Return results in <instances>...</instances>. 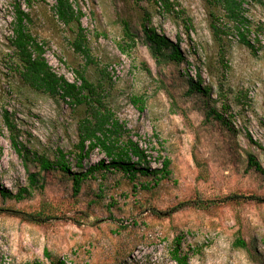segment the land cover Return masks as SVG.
Masks as SVG:
<instances>
[{"label":"rangeland","instance_id":"1","mask_svg":"<svg viewBox=\"0 0 264 264\" xmlns=\"http://www.w3.org/2000/svg\"><path fill=\"white\" fill-rule=\"evenodd\" d=\"M170 1L165 8L156 0H72L83 11L88 57L75 49L77 27L58 19L55 0H0V189L13 194L0 193V264H175L169 247L178 235L190 264H264V176L249 163L252 154L264 168V5H244L254 52L235 28L216 40L207 0ZM17 6L29 14L28 29L55 72L75 81L80 70L101 84V98L122 126L120 143L137 141L152 167L170 160L168 178L146 188L122 172H100L77 193L68 177L40 170L34 155L55 159L59 149L79 170L78 127L87 110L23 81L12 44ZM146 13L150 26L179 44L182 62L152 55ZM199 74L208 95L188 93L189 77ZM134 95L145 99L143 110ZM5 110L30 151L27 164ZM103 159L96 147L83 165ZM30 172L39 174V186L17 198Z\"/></svg>","mask_w":264,"mask_h":264},{"label":"trees","instance_id":"2","mask_svg":"<svg viewBox=\"0 0 264 264\" xmlns=\"http://www.w3.org/2000/svg\"><path fill=\"white\" fill-rule=\"evenodd\" d=\"M248 0H207L213 7L211 12L214 35L217 41H222V34L229 32L227 29L235 28L240 36L243 44L248 46L254 52L256 48L254 44L247 38L246 32L250 31L251 21L245 13V2ZM255 3L264 5V0H252ZM161 2L165 8H170V0H156ZM55 13L60 21L66 25H75L76 37L73 42L77 51L85 56L90 57V48L86 35V29L82 23L83 11L76 8L72 0H55ZM30 16L27 12L16 7V16L14 20V36L12 44L18 57L19 73L25 83L35 90L42 91L57 100H64L71 105H85L87 115L83 117L79 123V142L77 144L78 151L76 166L79 170L72 168V163L67 157V153L59 149L55 159H50L46 155H34V159L39 163L41 171H55L68 177L73 184L75 192H80L83 183L90 179L96 178V174L111 171L122 172L134 184H141L143 187L149 188L152 181L155 184L171 174L170 160L166 159L163 167H152L146 151L139 145L137 141L128 139L124 143H120L122 126L120 125L115 114L107 107L101 98V84L91 82L85 73L77 70V80L69 81L65 76L59 75L52 68L45 56V48L28 29ZM150 15L145 14L143 19V30L146 36V42L149 45L152 55L158 62H182L184 57L178 43L171 40L166 34L159 33L154 27L149 25ZM230 25V26H229ZM231 27V28H230ZM125 34L132 41L131 47L135 46V35L131 32L128 24H126ZM223 51V45H221ZM188 93H197L208 95L211 91L210 87L202 85V76L198 75V80L189 77ZM132 101L144 109L145 99L143 96L134 95ZM218 118L222 115L217 113ZM5 124L11 132V139L16 151L27 164L30 160V151L18 141L17 126L8 110L3 114ZM96 147H101L108 157V161L101 160L97 163L85 168L83 160L91 155ZM134 157L137 158L134 160ZM250 166L261 172L264 176V168L254 155H249ZM38 173L29 174L30 183L28 187L22 188L15 196L23 198L24 194H30L31 189L39 186L40 180ZM141 178L145 180L140 181ZM147 178H151L149 181ZM2 196H13L11 192L0 189ZM182 206L178 207L181 208ZM178 210V209H176ZM154 213L160 214V211L153 210ZM20 212V211H19ZM173 213V210L170 211ZM26 218L31 221L41 220V215L34 213H24ZM41 218V219H40ZM264 242V239H263ZM237 246L247 248L244 239L238 238L235 243ZM49 255L48 252H46ZM169 255L175 264H190V254L183 248L182 235L176 236L169 247ZM37 264V263H34ZM56 264H67L65 260H58ZM76 264V263H74Z\"/></svg>","mask_w":264,"mask_h":264}]
</instances>
